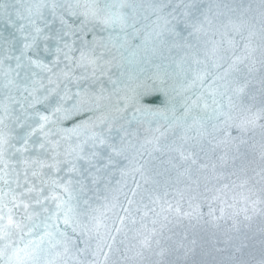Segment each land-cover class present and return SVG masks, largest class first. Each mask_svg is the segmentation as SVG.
Returning <instances> with one entry per match:
<instances>
[{
    "label": "snow or ice",
    "instance_id": "snow-or-ice-1",
    "mask_svg": "<svg viewBox=\"0 0 264 264\" xmlns=\"http://www.w3.org/2000/svg\"><path fill=\"white\" fill-rule=\"evenodd\" d=\"M145 65L146 80L127 71ZM156 154L167 167L153 172ZM205 172L221 185H205L208 219L177 189L175 205L152 200L138 246L114 247L129 219L120 195L134 202L127 178L135 197L140 181L187 189ZM0 185V264H264L233 235L264 215V0H0ZM182 218L231 221L212 245L226 256L195 259L187 235L165 244Z\"/></svg>",
    "mask_w": 264,
    "mask_h": 264
},
{
    "label": "water",
    "instance_id": "water-1",
    "mask_svg": "<svg viewBox=\"0 0 264 264\" xmlns=\"http://www.w3.org/2000/svg\"><path fill=\"white\" fill-rule=\"evenodd\" d=\"M245 3L249 2V0H244ZM159 62V61H157ZM146 71H141L140 67L137 66H129L127 71L135 73L139 75L141 80H146L147 77L151 74L154 69L151 67V65H145L143 66ZM257 75V80L259 78V73ZM257 80L253 81L252 87L250 89L251 92L255 93L257 95V98L259 99V84ZM151 82L149 81V84ZM164 97L161 95V100H163ZM145 101L150 103L154 107H163L160 101H153L152 97H145ZM86 115L80 114L76 116H72L65 122V126L71 127L74 123H78L82 119H86ZM159 159H153L151 161L150 167L153 169V172L155 171H162L167 165L161 164V160H166L167 157H161L160 154H156ZM203 156V153L200 154ZM201 162H205L202 160ZM171 177L172 181L175 180L176 172L171 171L167 174ZM200 177V183L199 185L192 184L190 188L186 189V183H179L176 184L174 182H170L169 185L165 188L163 185L164 183V177H156L157 180H160V184H153L148 183L144 184L143 181H140L141 187L139 189H136L137 195L133 197L131 195L130 189L135 188V184L132 181V179L129 177L127 178V187L123 188V192L127 193L128 198L132 199L134 202L129 205L127 203V200L125 199L124 195H120V203L123 205V207L129 209V219L126 221V228L123 233L117 235L116 237V244L114 247L116 249H120L121 252L125 248H131L138 246V239L137 231L142 230V224L148 225L149 228L152 227L151 220L154 217V214L150 211V209L155 208L157 211H159V206L157 204H154L152 202L155 197L159 196L162 197L163 200H168L172 202L174 205L176 204L177 200H179V196L177 195V189L185 191V196L183 200H180V203L182 205V208L184 211H191L192 209L189 207V199L192 196H195L196 199L192 200V205L195 206L196 204L200 205V211L204 214L205 219H208L207 213H208V204L210 203V199H206L205 197H211L214 193L206 191L205 185L207 184V188L214 189L219 188L221 185L217 183L215 180H211V182H207L204 180V176H210V173L205 172L202 174H197ZM119 174H117L113 178V184L115 185V182L119 180ZM193 179H196V176H193ZM136 180L139 181L140 178L137 175ZM226 182V181H225ZM190 183V182H187ZM118 186V185H117ZM2 187V185H0ZM119 187V186H118ZM165 190H167L168 195L165 196ZM241 190L237 189V192ZM233 195L232 192H228L227 196L225 197L228 199L229 203H232L231 196ZM105 202L101 200L96 201V206L100 208L101 212H105L107 216L113 217V214L111 212H108L107 209L103 207V204ZM145 205H147V208H145ZM220 202L217 201L216 203L212 204V207L215 209H219ZM241 205H237V207H240ZM145 211L148 212V215L145 217L144 213ZM230 212L231 209H228ZM219 212L217 211V215ZM120 215H124L122 211H120ZM132 219L136 220V223L133 224L131 221ZM240 220L243 221V216L240 217ZM231 226V221H228V223L221 222V227L219 229L213 228L212 226L204 223L203 221H200L199 223L195 220H189L187 218L179 219L178 221H174L172 224H170L168 227L169 230H165V237H171V240H165V244H173L176 241H179L182 239L184 235L188 236V239H197L199 247L197 249V256L195 259H200L199 252L202 249L211 250L213 251V255L216 256V258H224L226 256V253H215L212 245L215 242L216 237H220L223 239V233L225 230L229 229ZM156 227H159V225H156ZM234 236L238 237L237 240L234 241V243L239 244L243 243L245 245L244 248V254L245 258H251L256 257L259 259L260 254L262 251H264V215H254L251 221H243L241 224V230L239 233H233ZM28 238L25 237V240ZM19 243V241H17ZM23 246V245H21ZM220 247H223V245H219ZM120 253H115L112 257L113 260H119Z\"/></svg>",
    "mask_w": 264,
    "mask_h": 264
}]
</instances>
